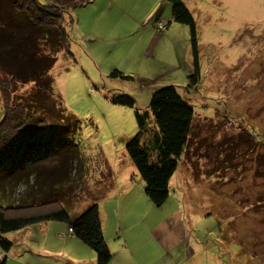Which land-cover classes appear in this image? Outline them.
I'll return each mask as SVG.
<instances>
[{
    "label": "rangeland",
    "instance_id": "rangeland-1",
    "mask_svg": "<svg viewBox=\"0 0 264 264\" xmlns=\"http://www.w3.org/2000/svg\"><path fill=\"white\" fill-rule=\"evenodd\" d=\"M58 1L65 7L70 2ZM74 1L69 9L74 22L67 27L73 54L59 50L49 74L55 94L80 119V128L68 137L39 130L41 146L29 157L31 166L0 178V188L5 179H15L9 199L1 203L21 197L27 178L20 182L17 177L29 169L31 175L40 173L49 197L58 198L71 216L103 199V183L110 176L102 149L126 153L125 143L138 129L135 109H147L152 123L149 85L173 83L191 104L193 118L169 198L160 205L161 219L170 224L174 211L182 215L191 246L202 251L195 264H264V0H198L200 78L192 89L183 57L187 32L177 31L176 43H166L147 67L139 60L151 38L143 33L126 39L132 27L102 24L104 11L107 21L120 19L117 6L95 2L79 9ZM181 26L189 34V27ZM112 67L134 78L108 76ZM17 87V94L28 93L33 84ZM112 90L129 93L135 105L111 102L105 94ZM74 141L78 147L71 150L66 144ZM133 181L135 191L148 200L144 183Z\"/></svg>",
    "mask_w": 264,
    "mask_h": 264
},
{
    "label": "trees",
    "instance_id": "trees-1",
    "mask_svg": "<svg viewBox=\"0 0 264 264\" xmlns=\"http://www.w3.org/2000/svg\"><path fill=\"white\" fill-rule=\"evenodd\" d=\"M167 1L171 8L170 18L167 20L157 14L152 20L160 33L166 29L168 21L189 27L191 71L187 87L192 89L200 78L197 22L184 0ZM80 2L83 1H74L75 4ZM72 3L70 0L65 7L58 0H0V167L4 171L0 178H11L15 172L31 166L29 157L41 146L36 137L39 130L68 137L80 128V119L68 111L61 104V96L55 94L49 74L59 50L73 54L67 29L73 22L68 8ZM160 20L164 21L163 28H158ZM107 75L134 78L117 67ZM27 82H32L33 87L28 93L17 94V86ZM105 95L113 103L135 105V98L127 92L112 90ZM148 108L152 123L147 121V109L140 112L136 108L138 129L128 138L125 148L144 181L146 196L160 206L170 195V179L188 142L193 108L173 83L154 87ZM66 146H71V150L78 147L75 141ZM78 153L76 150L78 158L83 159ZM70 154L75 157L74 153ZM83 173L84 169L81 177ZM24 174L17 177L20 182L27 178V189L21 197L6 203L0 201V264H5L13 244L8 237L10 231L50 219L68 222L75 235L94 249L95 264H106L111 250L103 235L98 203L92 202L71 216L58 198L49 197L52 194L45 191L40 173L31 175L29 169L28 174ZM14 180L5 179L1 185V200L9 199V187ZM37 186L39 189H35Z\"/></svg>",
    "mask_w": 264,
    "mask_h": 264
},
{
    "label": "crops",
    "instance_id": "crops-1",
    "mask_svg": "<svg viewBox=\"0 0 264 264\" xmlns=\"http://www.w3.org/2000/svg\"><path fill=\"white\" fill-rule=\"evenodd\" d=\"M78 1H83L77 4L79 9L80 6L95 2L114 4L119 9L120 19L107 21V11H104L102 24L105 28L122 26L123 30L124 26H129L132 29L124 38L131 39L143 33L147 39L151 38L143 57L139 60L140 64L147 67L157 60V55L166 43L170 45L176 43L177 31L185 34L187 32L188 40L183 57L187 61L188 71H191L189 34L187 29L181 26L184 24L168 21L163 32L157 33L155 30L152 20L154 15L158 14L167 20L171 16V8L167 0ZM184 2L195 16L194 9H198L199 1L184 0ZM68 8L70 9V6ZM123 8L127 10L121 12ZM176 50L175 47V52ZM142 59H145V62ZM155 85H149L151 91L156 87ZM101 153L106 173L110 176V179L108 177L103 183L105 197L97 201L103 235L111 250V257L106 264H195L196 256L202 251L198 252L191 246L192 241L188 236L190 234H187L185 220L182 215L179 217L178 210L172 213L170 224H164L158 213L160 206L153 204L149 199L146 200L143 195L135 191L133 179L137 178V185L144 182L127 150L126 153L123 149L113 153L103 148ZM140 200L144 205L139 204ZM177 207L175 202V208ZM192 228L193 226L189 229L190 232ZM8 237L12 239L13 244L7 253L5 264H95L96 261L94 249L74 232L69 231V224L64 220L50 219L34 223L10 235L8 233Z\"/></svg>",
    "mask_w": 264,
    "mask_h": 264
},
{
    "label": "built area",
    "instance_id": "built-area-1",
    "mask_svg": "<svg viewBox=\"0 0 264 264\" xmlns=\"http://www.w3.org/2000/svg\"><path fill=\"white\" fill-rule=\"evenodd\" d=\"M164 27V21H158V28H163Z\"/></svg>",
    "mask_w": 264,
    "mask_h": 264
}]
</instances>
